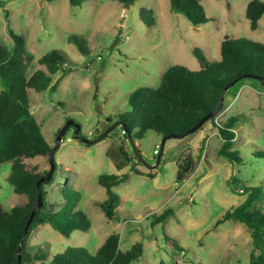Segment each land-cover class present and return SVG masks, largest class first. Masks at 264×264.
I'll return each mask as SVG.
<instances>
[{"label": "rangeland", "instance_id": "1", "mask_svg": "<svg viewBox=\"0 0 264 264\" xmlns=\"http://www.w3.org/2000/svg\"><path fill=\"white\" fill-rule=\"evenodd\" d=\"M200 1L209 22L195 27L172 8L170 0H135L129 8L119 0H86L79 7L68 0H0V43L12 51L11 31L22 39L19 53L28 77L37 70L47 71L38 60L49 52L56 50L66 58L67 67L50 77L52 85L58 82L55 90L28 91L47 142L54 147L69 122L80 126L83 138L93 139L99 129L106 133L86 145L76 140V128L70 126L55 151L56 179L46 187L48 200L65 206L63 189L70 186L79 197L77 209L87 214L91 228L74 231L70 237L48 224L33 230L27 245L42 249L46 263L68 248L82 247L95 254L113 233L120 236L123 252L143 243L144 254L133 264H251L256 258L246 226L217 222L246 199L230 192L227 180L232 176L238 179L233 185L240 194L244 187L264 188V158L256 157L264 153V88L259 83L244 81L235 98L227 92L216 115L219 122L244 116L233 146L243 158L238 165L218 155L221 140L212 122L183 139L168 140L162 162L153 169L139 164L131 142L123 137V127L117 126L130 111V95L139 87L157 88L162 74L174 64L192 72L202 69L195 50L213 63L221 59L225 40L246 38L264 44V18L253 31L246 16L252 0ZM74 36L87 45L88 55L71 40ZM137 132L143 139L135 141L136 146L148 164L155 165V151H160L163 138L151 131ZM187 156L195 171L179 183L177 165ZM48 160L37 157L25 162L43 172L49 170ZM9 174L10 168L0 166V204L8 210L27 201L8 184ZM102 174L130 175L115 188L122 202L113 220L98 206L107 198L98 182ZM258 205L264 207V200ZM167 209L174 214L165 224L153 226V215Z\"/></svg>", "mask_w": 264, "mask_h": 264}, {"label": "trees", "instance_id": "2", "mask_svg": "<svg viewBox=\"0 0 264 264\" xmlns=\"http://www.w3.org/2000/svg\"><path fill=\"white\" fill-rule=\"evenodd\" d=\"M85 1L68 0L71 6L77 7L85 5ZM170 1L172 8L184 15L193 26L201 27L209 22L200 0ZM119 2L129 8L134 5L135 0ZM246 16L251 29L257 30L264 16V1H251L247 6ZM11 35L15 41L12 51L3 48L0 43V166L10 168L8 184L16 194L25 195L27 201L9 210L0 204V264H18V252L25 228L38 204L37 184L50 170L49 160V170L43 172L25 162L37 157L49 158L53 148L45 139L42 125L31 110L28 91L55 90L58 82L52 85L50 77L67 67L65 56L56 50L51 51L38 60L47 71L37 70L28 77L19 53L22 51V39L14 31H11ZM71 40L77 44L83 55H88L85 43L75 36ZM195 55L203 66L199 71L192 72L183 65L174 64L162 74L157 88L139 87L130 95L131 109L119 118V122L125 126L123 129L127 133L128 141L130 138L134 141L143 139L137 131H151L162 138L187 132L219 107L225 88L239 77L251 76L244 78L228 91L232 98L237 96L238 87L248 79L256 81L264 88V44L250 42L246 38L225 40L221 46V59L213 63L207 62L198 50H195ZM244 120L243 115H237L219 122L215 116L207 122H212L218 130L221 140L218 155L231 165L243 163L241 152L233 150V146L235 130ZM121 150L128 159L126 151L123 148ZM134 157L138 160L135 154ZM256 157L264 158V153L258 152ZM56 170L49 182L40 185L44 204L36 213L26 234L21 248V264H133L139 261L144 254L143 243L137 242L123 252L117 233L108 236L95 254H90L82 247L68 248L54 256L49 263H46V255L42 249H33L27 245L33 230L44 224L50 225L64 237H70L74 231L87 232L91 228L87 214L77 209L79 197L70 186L66 185L63 189L65 206L48 200L46 187L54 183ZM194 171L195 165L191 157L187 156L177 165V182L182 183ZM135 174L138 175L137 171ZM129 178V174L99 176L98 182L105 188L107 198L98 206L109 220L116 217L122 202L115 188L126 183ZM233 183H238V179L232 176L227 180L230 192L246 199L240 205L227 210L217 225L237 221L246 226L251 231L252 246L257 252L251 264H264V207L258 205L264 200V188L244 187V194H240ZM173 214L172 209H167L160 215H153V226L165 224ZM171 240L167 236V241ZM174 245L182 250L176 242Z\"/></svg>", "mask_w": 264, "mask_h": 264}, {"label": "water", "instance_id": "3", "mask_svg": "<svg viewBox=\"0 0 264 264\" xmlns=\"http://www.w3.org/2000/svg\"><path fill=\"white\" fill-rule=\"evenodd\" d=\"M244 78H251V76H244V77H239L237 79H235L231 84H229L222 96H221V100H220V105L219 107L211 112L210 114H208L207 116H205L204 118L201 119V121L195 125L194 127H192L191 129H189L187 132L183 133V134H179V135H170V136H167V137H164L162 139V144L160 146V151L158 152V156H157V161H156V164L155 165H150L148 164V162L144 159V157L142 156L141 152L139 151L138 147L136 146V143L133 139L130 138V142H131V145L133 147V151L136 155V157L138 158L139 162L141 164H143L145 167L149 168V169H153L157 166H159L160 162H161V159L163 157V153H164V150H165V146H166V143L168 140L170 139H183L189 135H192L194 134L196 131H198L199 129H201L205 123H207L210 119H212L213 117H215L221 110H222V107H223V102H224V98L227 94V92L232 88L234 87L237 83H239L241 80H243ZM109 121H111L110 119H107L106 120V123L105 126H107L109 124ZM70 126H73L76 128V131H75V138L77 140H80L83 144H86V145H91L93 143H96L97 141L101 140L106 133H103L101 135L100 132L103 131V129H99V131H96L95 134L96 135H99V137H97L96 139H87V138H83L79 135L80 131H81V128L79 125L75 124L74 122H69V123H66V125L60 130L57 138H56V145L51 149L50 151V154H49V163H50V170L48 171L47 175L45 177H42L41 180L39 181V183L37 184V188H38V204L36 206V208L34 209V211L32 212L31 216H30V219L27 223V226L25 228V234H24V237L21 241V244H20V249H19V252H18V255H19V262L18 264H21V248H22V245L24 244V241H25V237H26V234L28 233L29 229H30V225L32 223V221L34 220V217L36 215V213L42 208L44 202H43V197H42V193H41V188H40V185L41 183L43 182H49L56 170V162H55V159H54V153L55 151L59 148L60 144H61V141L63 140L64 138V135L66 133V130L70 127ZM117 126H122L123 128H125V126L121 123V122H118ZM115 128V127H114ZM113 128H109L107 131H111ZM253 259H254V256H253Z\"/></svg>", "mask_w": 264, "mask_h": 264}, {"label": "built area", "instance_id": "4", "mask_svg": "<svg viewBox=\"0 0 264 264\" xmlns=\"http://www.w3.org/2000/svg\"><path fill=\"white\" fill-rule=\"evenodd\" d=\"M122 134H123V137H126L127 136V133H126V131L123 129V131H122ZM158 154V151H155V155H157Z\"/></svg>", "mask_w": 264, "mask_h": 264}, {"label": "flooded vegetation", "instance_id": "5", "mask_svg": "<svg viewBox=\"0 0 264 264\" xmlns=\"http://www.w3.org/2000/svg\"><path fill=\"white\" fill-rule=\"evenodd\" d=\"M109 126H111V124H108V126H107V128L109 127ZM71 128H73V126H71ZM80 135V134H79ZM99 135H101V134H99ZM99 135H96L93 139H96L97 137H99ZM77 140V139H76ZM79 142H81L80 140H78ZM82 143V142H81Z\"/></svg>", "mask_w": 264, "mask_h": 264}, {"label": "crops", "instance_id": "6", "mask_svg": "<svg viewBox=\"0 0 264 264\" xmlns=\"http://www.w3.org/2000/svg\"><path fill=\"white\" fill-rule=\"evenodd\" d=\"M253 1V0H252ZM261 1H264V0H261ZM250 3V2H249ZM248 6V5H247ZM246 9H247V7H246ZM264 18V16L262 17V19ZM262 19L260 20V22H262ZM259 22V23H260ZM251 28V27H250ZM254 31V30H253Z\"/></svg>", "mask_w": 264, "mask_h": 264}]
</instances>
